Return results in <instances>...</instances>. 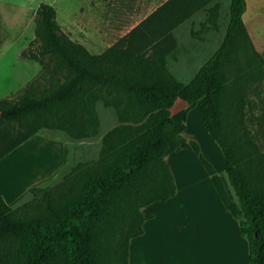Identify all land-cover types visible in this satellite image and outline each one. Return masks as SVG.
<instances>
[{
    "label": "trees",
    "instance_id": "trees-1",
    "mask_svg": "<svg viewBox=\"0 0 264 264\" xmlns=\"http://www.w3.org/2000/svg\"><path fill=\"white\" fill-rule=\"evenodd\" d=\"M199 9L201 25L216 30L213 0H165L127 32L123 45L92 54L60 30L51 5L36 6L35 54L20 56L52 57L62 78L0 98V159L40 129L72 139L93 136L98 99L112 107L117 125L101 135L96 158L76 163L56 186L28 187L30 200L16 207L0 197V264H127V241L147 217L138 209L174 193L163 157L178 149L196 155L237 219L248 264H264V107L257 130L244 123L246 90L253 75L263 76L262 58L244 31V0H228L218 45L186 83L177 81L165 65L175 45L171 30ZM105 91L123 102L108 101ZM176 98L185 103L177 122L169 114ZM195 105L221 152L223 176L181 136L185 113Z\"/></svg>",
    "mask_w": 264,
    "mask_h": 264
},
{
    "label": "rangeland",
    "instance_id": "rangeland-1",
    "mask_svg": "<svg viewBox=\"0 0 264 264\" xmlns=\"http://www.w3.org/2000/svg\"><path fill=\"white\" fill-rule=\"evenodd\" d=\"M213 1L217 4L216 30L201 25L204 12L199 9L182 21L174 32L178 48L174 58L166 57L165 65L178 78L177 81L189 80L221 39L227 21L228 0ZM39 3L51 5L60 30L71 41L83 42V47L92 54L102 52L112 44L123 45L128 29L152 9L143 7L145 0H0V98L12 100L28 84L42 89L49 79L62 78V72L54 71L52 57L39 56L34 60L20 56L21 52L35 54V43L30 41L34 36V10ZM244 3L241 17L244 31L252 48L262 58L260 70L263 76L253 75L250 78L246 90L249 106L244 110L246 128L255 131L256 117L264 107V0H244ZM99 38L104 43H100ZM102 94L110 102H123L116 94L108 95L106 91ZM192 110L186 117L187 127L193 126L197 130V121L202 126L200 113L196 106ZM94 112L98 126L93 136L72 139L55 129H40L10 152L7 161L16 197L9 203L10 207L30 200L31 195L25 187L52 188L76 163L96 158L101 135L117 125V120L112 107L103 105L100 99L94 102ZM177 119L180 121L181 115L173 120ZM203 135L198 137L205 148ZM238 219L242 218L238 216ZM183 253L187 263L201 258L199 250L190 245L183 246Z\"/></svg>",
    "mask_w": 264,
    "mask_h": 264
},
{
    "label": "crops",
    "instance_id": "crops-1",
    "mask_svg": "<svg viewBox=\"0 0 264 264\" xmlns=\"http://www.w3.org/2000/svg\"><path fill=\"white\" fill-rule=\"evenodd\" d=\"M164 1L145 0L143 7L152 8L147 13L149 14ZM147 14L143 15L128 30L134 27ZM243 14L244 10L241 17ZM241 21L244 25V21L242 19ZM183 22L171 30L175 40V45L170 55L173 58L178 48L174 32L177 31V28ZM246 32L249 35L247 29ZM102 41L104 43V40L99 38V42L102 43ZM79 44L85 45L81 41H79ZM254 47L257 50L256 45ZM168 72L178 80L172 72ZM179 81L182 82L181 79ZM184 107L185 103L182 100L179 98L174 99L169 108L171 119H176V117L182 115ZM192 111L191 108L185 113L184 129L181 132V136L186 141H194L197 144L199 153L212 166L214 172L223 176L221 152L204 130L203 125L200 127L199 121H197L199 129L195 130L193 126L187 127L189 123L186 122V117ZM178 119L173 121L177 122ZM197 134H204L207 147L204 148V144ZM10 152L0 159V197L9 206H11L9 203L16 199L14 196L15 184L14 181L12 185L10 183L11 174L9 162L7 161ZM163 160L171 174L174 183V193L165 200L150 202L138 209L141 215L147 217L141 223V233L127 241L126 263L248 264L247 244L245 238L239 233L238 221L230 216L222 206L208 175L200 165L196 155L191 150L178 149L166 154ZM27 188L25 187L26 192ZM189 245L199 250L201 258L187 263L183 253V246L187 247Z\"/></svg>",
    "mask_w": 264,
    "mask_h": 264
}]
</instances>
